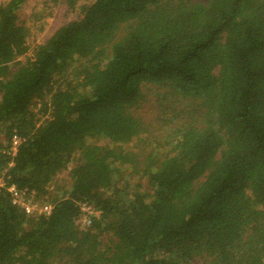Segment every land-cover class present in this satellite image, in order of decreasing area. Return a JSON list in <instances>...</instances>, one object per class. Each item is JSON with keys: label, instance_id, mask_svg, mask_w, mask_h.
Masks as SVG:
<instances>
[{"label": "trees", "instance_id": "16d2710c", "mask_svg": "<svg viewBox=\"0 0 264 264\" xmlns=\"http://www.w3.org/2000/svg\"><path fill=\"white\" fill-rule=\"evenodd\" d=\"M26 1L0 0V264H264V0H42L75 16L31 54Z\"/></svg>", "mask_w": 264, "mask_h": 264}, {"label": "rangeland", "instance_id": "374dc122", "mask_svg": "<svg viewBox=\"0 0 264 264\" xmlns=\"http://www.w3.org/2000/svg\"><path fill=\"white\" fill-rule=\"evenodd\" d=\"M41 8L42 0H27L21 9V18L25 19V24L27 26L26 42L29 45L28 54H31L33 47L38 42L42 41L55 26L75 16V13L67 10L65 5L59 4L53 7L52 13L46 15L43 14L44 17L38 22L34 12ZM68 184L69 179L67 171H63L52 180L49 186L50 189H54L68 186Z\"/></svg>", "mask_w": 264, "mask_h": 264}, {"label": "built area", "instance_id": "2783aa9c", "mask_svg": "<svg viewBox=\"0 0 264 264\" xmlns=\"http://www.w3.org/2000/svg\"><path fill=\"white\" fill-rule=\"evenodd\" d=\"M20 141H21L20 137H18L17 135H13L11 137L10 146H9L7 153L14 154ZM3 185H4V179L2 176H0V188ZM7 189L11 193L12 202L18 204L25 213H32L36 210H40L46 213L49 211L50 207L48 205L38 206L35 202L30 201L24 192L17 191L13 185L7 187ZM79 208L82 211L83 222L84 223L88 222L87 216L92 215L93 213L92 207L85 203H82L79 206Z\"/></svg>", "mask_w": 264, "mask_h": 264}]
</instances>
